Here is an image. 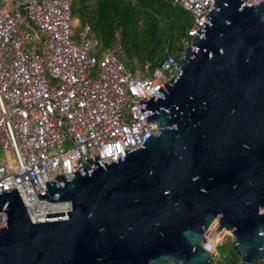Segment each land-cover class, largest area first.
I'll list each match as a JSON object with an SVG mask.
<instances>
[{"label":"water","instance_id":"95a60500","mask_svg":"<svg viewBox=\"0 0 264 264\" xmlns=\"http://www.w3.org/2000/svg\"><path fill=\"white\" fill-rule=\"evenodd\" d=\"M210 7L175 75L137 101L156 132L34 193L67 202L64 218L32 223L0 192V264H212L209 232L241 263L264 260V1Z\"/></svg>","mask_w":264,"mask_h":264},{"label":"built area","instance_id":"2783aa9c","mask_svg":"<svg viewBox=\"0 0 264 264\" xmlns=\"http://www.w3.org/2000/svg\"><path fill=\"white\" fill-rule=\"evenodd\" d=\"M73 1L0 0V192L14 189L32 223L64 218L69 210L67 202L36 200L40 188L46 196L42 182L80 173L84 157L115 161L156 132L137 101L179 69L166 55L148 75H133L110 50L98 53L86 28L74 42ZM171 1L189 15L184 51L211 0ZM56 212L62 215L47 217ZM223 236L209 232L200 243L212 264Z\"/></svg>","mask_w":264,"mask_h":264},{"label":"trees","instance_id":"16d2710c","mask_svg":"<svg viewBox=\"0 0 264 264\" xmlns=\"http://www.w3.org/2000/svg\"><path fill=\"white\" fill-rule=\"evenodd\" d=\"M70 18L75 21L74 42L86 28L85 36L96 41L98 53L110 50L138 76L148 75L166 55L180 64L182 42L189 40V15L171 0H74ZM216 248L220 255L216 264H243L232 252L228 237Z\"/></svg>","mask_w":264,"mask_h":264},{"label":"rangeland","instance_id":"374dc122","mask_svg":"<svg viewBox=\"0 0 264 264\" xmlns=\"http://www.w3.org/2000/svg\"><path fill=\"white\" fill-rule=\"evenodd\" d=\"M72 23L75 24V21L73 20ZM1 162H2V161H1ZM1 162H0V163H1ZM226 237H227V234H224V236L222 237V240H225ZM218 250H220V248H218Z\"/></svg>","mask_w":264,"mask_h":264},{"label":"crops","instance_id":"0c3cea01","mask_svg":"<svg viewBox=\"0 0 264 264\" xmlns=\"http://www.w3.org/2000/svg\"><path fill=\"white\" fill-rule=\"evenodd\" d=\"M72 20V19H71ZM73 21V20H72ZM73 24V23H72Z\"/></svg>","mask_w":264,"mask_h":264}]
</instances>
